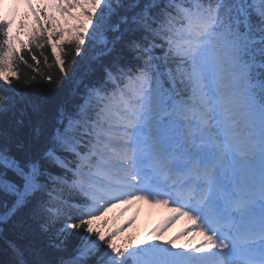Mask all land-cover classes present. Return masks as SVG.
Instances as JSON below:
<instances>
[{
  "label": "snow or ice",
  "instance_id": "6c2138e0",
  "mask_svg": "<svg viewBox=\"0 0 264 264\" xmlns=\"http://www.w3.org/2000/svg\"><path fill=\"white\" fill-rule=\"evenodd\" d=\"M0 264H264V0L0 11Z\"/></svg>",
  "mask_w": 264,
  "mask_h": 264
},
{
  "label": "rangeland",
  "instance_id": "374dc122",
  "mask_svg": "<svg viewBox=\"0 0 264 264\" xmlns=\"http://www.w3.org/2000/svg\"><path fill=\"white\" fill-rule=\"evenodd\" d=\"M6 2H12V0H5ZM46 4V3H45ZM25 7L21 5L19 13L22 14L23 11H25ZM20 17L18 16V19ZM31 16L28 19V23H31ZM24 36L20 35V39L24 40ZM140 211H138V214L136 215V220L133 222L132 225L128 226L125 229V232L122 235H119L118 240H126L129 236L134 237H142L147 233V230L149 226H155L157 221L153 220L158 218V215L160 217L158 219L163 220L164 214L167 213V210L163 207H150L147 204H141ZM148 211L146 213L145 209ZM120 208H113L111 211L107 214L106 219L108 221V227H118L124 223L131 215L135 213V210L130 207L127 212H124L123 215H120ZM134 212V213H133ZM149 219V224H143L145 221ZM153 220V221H152ZM175 222L166 230L170 231L173 229ZM166 233V232H165Z\"/></svg>",
  "mask_w": 264,
  "mask_h": 264
},
{
  "label": "trees",
  "instance_id": "16d2710c",
  "mask_svg": "<svg viewBox=\"0 0 264 264\" xmlns=\"http://www.w3.org/2000/svg\"><path fill=\"white\" fill-rule=\"evenodd\" d=\"M20 35H23V36L25 37V38H24L25 41L27 40V37L24 35V31H23V30H21ZM45 35H47V34H45ZM32 50H33L34 52H36L37 55H40V50H39V49H36L35 45H33V49H32ZM43 53H44V55H46V56L49 57V59H48V63L53 64V63H54V60L52 59L50 49L46 47V48L43 50ZM24 56H25V58L29 61V63H32L31 58H30V56H29V53H28V50H27V49L24 51ZM39 68H40L41 71H48V70H49V69H46V68H45L44 60H43V56H41ZM20 70H21V73H22V74H23L24 72H28V71H29L27 68H24L23 66H21V69H20ZM52 71L54 72L55 70L52 69ZM121 241H123V240L119 239L117 242L119 243V242H121Z\"/></svg>",
  "mask_w": 264,
  "mask_h": 264
},
{
  "label": "bare ground",
  "instance_id": "6f19581e",
  "mask_svg": "<svg viewBox=\"0 0 264 264\" xmlns=\"http://www.w3.org/2000/svg\"><path fill=\"white\" fill-rule=\"evenodd\" d=\"M136 213H137V210H136ZM160 217V215H158V218ZM158 218L156 217V219H153V220H155V221H157L158 222ZM152 220V221H153ZM177 221V220H176ZM175 221V222H176ZM159 223H160V220H159ZM143 224H149V219L147 220V221H145ZM156 226V225H155ZM155 226H149V228H148V230H147V232L148 231H150L152 228H154ZM176 228L175 229H173V230H170V231H168L167 233H165L164 235H163V239L164 240H168V239H171V238H173L174 236H176L178 233H176ZM200 242V237H198V236H195V237H192V236H188V237H185V238H182V236L177 240V243L178 244H184V243H189V244H193V245H195V244H198Z\"/></svg>",
  "mask_w": 264,
  "mask_h": 264
}]
</instances>
